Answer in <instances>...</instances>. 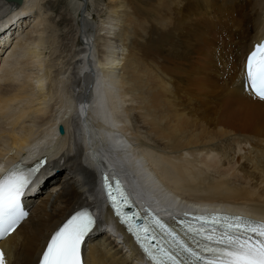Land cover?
<instances>
[{
  "label": "bare ground",
  "instance_id": "obj_1",
  "mask_svg": "<svg viewBox=\"0 0 264 264\" xmlns=\"http://www.w3.org/2000/svg\"><path fill=\"white\" fill-rule=\"evenodd\" d=\"M45 2L0 0V163L50 153L30 184L39 192L27 200L28 218L4 241L8 264H37L56 225L99 195L68 122L74 112L86 162L100 169L106 164L108 176L109 169L118 172L134 195L136 182L143 193L139 199L152 200L166 213L205 207L264 220V100L250 94L242 79L247 52L264 36V0H109L106 25L85 11L84 0L70 10L64 3L67 18L77 21L76 41L86 47L56 73L41 56ZM126 5L137 16L132 29L126 22L132 18L120 13ZM94 28L102 52L98 72L87 47ZM113 39L122 41L119 48ZM47 79L51 88L75 81V99L73 94L65 107L59 100L57 108H48L53 88H45ZM126 114L140 152L132 153L135 147L114 133ZM59 122L63 133L57 131ZM122 129L116 131L129 130ZM247 144V150L241 146ZM84 263L147 264L129 237L120 240L107 232L85 247Z\"/></svg>",
  "mask_w": 264,
  "mask_h": 264
},
{
  "label": "snow or ice",
  "instance_id": "obj_2",
  "mask_svg": "<svg viewBox=\"0 0 264 264\" xmlns=\"http://www.w3.org/2000/svg\"><path fill=\"white\" fill-rule=\"evenodd\" d=\"M242 79L250 94L264 100V41L247 55ZM41 165L24 168L16 163L0 172V238L15 231L27 216L22 198ZM103 185L111 207L151 264H264V220L205 213L181 220L179 231L155 217L137 223L136 213L124 211L130 200L119 180L111 183L105 174ZM95 224L90 209L75 211L50 236L37 264H83L82 245ZM0 264H6L3 250Z\"/></svg>",
  "mask_w": 264,
  "mask_h": 264
},
{
  "label": "rangeland",
  "instance_id": "obj_3",
  "mask_svg": "<svg viewBox=\"0 0 264 264\" xmlns=\"http://www.w3.org/2000/svg\"><path fill=\"white\" fill-rule=\"evenodd\" d=\"M43 1V0H42ZM45 1H47V2H45V5H44V9H45V13L47 14V17L46 18H44V20H45V22H46V32H45V35H46V40H45V43H44V45L42 46V49H41V53H42V55L41 56H44L43 58L45 59V65H46V63L48 64V66L47 67H49V65H51L50 66V69L52 68V67H54V68H52V70L54 71L53 73H56V71L58 72L59 71V69H61L62 68V66H63V64L65 63V62H67L66 61V59L68 60L69 58H70V56H72L75 52H79L80 50H81V48H82V46L84 45L85 47H86V45L85 44H81V40H77L79 43H78V45H77V41H76V37H77V30H76V26H77V21H75V22H73L72 20H70V18H67L68 17V15H67V10H66V7L64 6V3L65 4H67L68 5V7H69V10H70V7H72L73 6V8L75 9V7H78V3H77V0H54V3H53V0H51L50 1V3H48V0H45ZM53 5H52V4ZM237 3H238V5H240V3L237 1ZM129 4V3H128ZM58 5V6H57ZM109 0H84V3H83V6L85 7L84 9H85V11L87 12V10H88V13H91V15L93 16V19L94 20H96V22L98 23V21H101V22H103L104 20V23L106 22V21H108L107 19H109L108 17H110V8H109ZM243 5V10H244V8H245V4H242ZM59 8V9H58ZM74 9L73 10H71V12H73V14H74ZM77 9V8H76ZM121 9H122V7H121ZM125 11H121L120 13L121 14H123V18L125 19V17L126 18H132V20L131 19H127L126 20V22L128 23L129 22V25H130V22H131V25L133 24L132 22H133V19L134 18H137V16L135 17V16H133L134 15V12H132L133 10H131V6L129 7V5H126V8L124 9ZM77 11V10H76ZM110 12V13H109ZM243 12V11H242ZM242 12H240V15H241V13ZM66 13V14H65ZM125 13V14H124ZM109 14V15H108ZM65 15H66V17H65ZM145 14H143L142 15V18H145L146 17V15L144 16ZM108 16V17H107ZM132 16V17H131ZM64 17V18H63ZM65 18H66V20H65ZM107 18V19H106ZM139 18V17H138ZM70 21V22H69ZM143 23H145V21H143V20H141ZM100 22V23H101ZM121 23H119V24H121L122 25V23H124V22H122V21H120ZM75 23V24H74ZM245 24V23H244ZM244 24H242L243 25V27L245 26ZM100 25V24H99ZM105 25H106V23H105ZM129 26V28H133L132 26ZM10 26V25H9ZM8 26V27H9ZM14 25H11V27H13ZM114 26V23L112 24V28H115V27H113ZM120 28V27H119ZM119 28H116V30L118 31V30H120ZM142 28L144 29V27L142 26ZM85 29V33L87 34L88 33V31H89V29H87V27H85L84 28ZM83 29V30H84ZM83 30H81L80 31V33H78V34H80V36L83 34L84 35V32H83ZM98 30H99V28H98ZM113 30V29H112ZM121 31V30H120ZM83 32V33H82ZM93 32L94 33H92L91 35V37H92V45H91V47L90 46H87L88 48H90L89 50L90 51H92V58H90L91 59V61H90V63L91 64H93V63H95V67H97V68H95V69H97L96 71L98 72V70H100V66H99V61L101 60V54H102V52H101V50H100V48H99V45H98V41H99V34H100V32H98L97 31V33H96V28H94L93 29ZM101 32H103V30L101 31ZM98 36V37H97ZM82 38V37H81ZM98 39V40H97ZM114 41H115V39H113ZM120 40L118 39L117 40V42L115 41V43H117V47L119 48V43H121V42H119ZM124 43L126 42V41H123ZM128 42V41H127ZM93 47V48H92ZM128 47V48H127ZM124 49H128V51H130L129 49H130V47L128 46V45H126V48H124ZM118 50V49H117ZM120 50V49H119ZM121 53V52H120ZM124 53H126V52H124ZM122 57V56H121ZM89 59V60H90ZM48 60V61H47ZM63 62V63H62ZM98 65V66H97ZM61 66V67H60ZM58 67V68H57ZM48 69V68H47ZM58 69V70H57ZM49 70V69H48ZM93 72V71H92ZM117 72H118V70H117ZM94 73V72H93ZM119 73H120V69H119V72L117 73L118 75H119ZM116 74V73H115ZM52 77L54 78V75H52ZM96 77V76H95ZM95 77H94V79H95ZM76 78V77H75ZM93 79V80H94ZM76 80L78 81V78H76ZM93 80H91V82L93 81ZM69 83V84H68ZM72 83V84H71ZM53 84H55L54 82H53ZM68 84V85H67ZM92 84V83H91ZM51 83L49 82V80L47 79L46 80V85H45V88H48L49 86H50V88H51ZM56 85V84H55ZM63 85V86H62ZM67 85V86H66ZM66 85L64 84V83H59L58 84V87H57V85L54 87V86H52V95H51V99H49V102H48V105L49 106H51V107H48V108H52V107H55V108H57V104L55 103V102H59V100H60V102L59 103H61V104H63V107H65V105H66V101L68 100V99H70L72 96H73V94H74V98L72 99V100H74L75 99V97H76V92H77V89H76V87H77V84H75V81H70V82H67L66 83ZM90 86H92V85H90ZM60 87H61V89H60ZM93 87V86H92ZM54 88H56V89H54ZM58 88L61 90H58ZM62 88H63V90H62ZM91 88V87H90ZM59 92H57V91ZM91 90V89H90ZM64 91V92H63ZM67 91V92H66ZM74 91V92H73ZM55 92H56V94H57V97H56V94H55ZM54 94V95H53ZM59 94V95H58ZM60 95H62V96H60ZM55 96V97H54ZM59 96V97H58ZM68 96H70V97H68ZM62 97V98H61ZM85 98L87 97L86 96V94H85V96H84ZM56 98V99H55ZM67 99V100H66ZM56 100H58V101H56ZM63 100V101H62ZM68 102V101H67ZM52 104H54L53 106H52ZM55 104H56V106H55ZM65 104V105H64ZM88 104V103H87ZM87 104H86V106H87ZM63 110V109H62ZM84 110V109H83ZM73 112V111H72ZM75 116H74V122H76L77 120H78V114L77 113H73ZM125 117H127L126 118V120L124 121V123H122L123 121H121V122H117V123H119V127L120 126H122L123 127V129L122 130H124V129H126L127 127L129 128V130H127V132L126 133H124V131H122L121 132V130H119V132L120 133H122L123 135H124V137H125V139H126V141L128 142V144L131 146L130 148L132 149V148H134L135 150H130L132 153H133V151L136 153V152H140V149H141V147L140 146H138V145H134L133 143H134V139L131 137V132L133 131L132 130V127H133V123H132V120H131V117L129 116V115H125ZM73 118V117H72ZM120 117H118V119H119ZM82 121L84 120V119H81ZM127 121V122H126ZM121 123L123 124V125H121ZM126 123V124H125ZM89 124V123H88ZM94 125V124H89V126L92 128V130H94L95 132H97L98 131V129H96L97 128V126L95 125L94 126V128L92 127V126ZM118 125V124H117ZM113 126V130H114V128H116L117 127V129L116 130H118V129H120V128H122V127H118V126ZM125 125V126H124ZM106 126H110V124H108V122L106 123ZM112 126V125H111ZM72 127V126H71ZM73 129V128H72ZM116 130H114V133H116L117 131ZM78 133H79V128H78ZM80 133H81V130H80ZM117 135V134H116ZM79 136H81V135H79ZM95 141V140H94ZM98 141V140H97ZM96 141V142H97ZM99 142V141H98ZM96 143V144H99V143ZM92 143V142H91ZM241 146H243L246 150H247V147L249 148L250 147V145H241ZM140 147V148H139ZM100 149V148H99ZM244 150V149H243ZM100 151V150H99ZM241 152H243V151H241ZM101 154V153H100ZM239 154H241V153H239ZM199 155H201V154H199ZM199 155H193V154H185L184 156L185 157H187V158H190V159H192V158H194L193 156H198L199 157ZM101 156H102V154H101ZM104 157V156H103ZM240 162V161H239ZM238 162V163H239ZM152 166V165H151ZM150 166V167H151ZM154 168V167H153ZM125 172L127 171L128 172V175L130 174V176H132V172L131 171H129L130 169H123ZM126 172V173H127ZM155 174V173H154ZM187 194H189V193H187ZM157 198V197H156ZM159 200V199H158ZM244 206H246V205H244ZM248 207V206H247ZM123 250H125V249H123Z\"/></svg>",
  "mask_w": 264,
  "mask_h": 264
},
{
  "label": "water",
  "instance_id": "obj_4",
  "mask_svg": "<svg viewBox=\"0 0 264 264\" xmlns=\"http://www.w3.org/2000/svg\"><path fill=\"white\" fill-rule=\"evenodd\" d=\"M6 1L15 2V3H18V4H20V3L22 2V0H6ZM94 95H95V94H94ZM94 95H93V96H94ZM96 96H97V94H96ZM101 98H102V97H101ZM100 106H101V105H100ZM100 106H98V107H100ZM59 132H60V133H63V129H62L61 126L59 127ZM116 164H117V163H115V165H116ZM122 165H125V166H126V165H127V161H123V164H122ZM117 166H120V165L117 164ZM118 168H120V169H122V170L124 169V168H122V167H118ZM124 173H125V172H124ZM125 174H126V173H125ZM135 183H136V182L133 183L134 188H135V191L137 192V194H138L139 196H142L143 193H142L140 190L137 189L138 186H137ZM138 192H139L140 194H139ZM141 194H142V195H141Z\"/></svg>",
  "mask_w": 264,
  "mask_h": 264
}]
</instances>
